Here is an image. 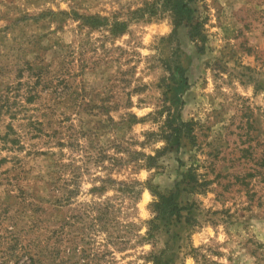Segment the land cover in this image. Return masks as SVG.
I'll use <instances>...</instances> for the list:
<instances>
[{"label":"rangeland","instance_id":"obj_1","mask_svg":"<svg viewBox=\"0 0 264 264\" xmlns=\"http://www.w3.org/2000/svg\"><path fill=\"white\" fill-rule=\"evenodd\" d=\"M151 1L0 0V264H264V0Z\"/></svg>","mask_w":264,"mask_h":264},{"label":"trees","instance_id":"obj_2","mask_svg":"<svg viewBox=\"0 0 264 264\" xmlns=\"http://www.w3.org/2000/svg\"><path fill=\"white\" fill-rule=\"evenodd\" d=\"M194 0H152L146 2L143 8L137 9L133 12L135 17H143L145 14L148 17H152L157 14L159 7H167L174 19V26L177 27L180 24H184L188 28V35L192 39L200 38V32L202 27V19L195 16V9H192L189 4ZM186 80L184 79V84ZM178 114V113H177ZM189 123L182 122L178 119V125L172 126L173 143L176 147L179 145V137L185 133H188L189 129L185 130V127ZM151 158L149 157V160ZM175 191H170L168 194L153 193L156 197L151 203L153 218L149 222V231L147 235L152 237L153 230L158 228L157 222L159 220L164 221L166 225L172 224V222L179 221L181 218V211L188 209L184 205H181L177 199ZM190 220V219H189ZM151 264H171L169 258H163L162 255H154L151 259Z\"/></svg>","mask_w":264,"mask_h":264}]
</instances>
